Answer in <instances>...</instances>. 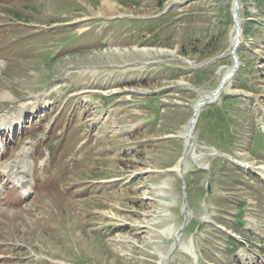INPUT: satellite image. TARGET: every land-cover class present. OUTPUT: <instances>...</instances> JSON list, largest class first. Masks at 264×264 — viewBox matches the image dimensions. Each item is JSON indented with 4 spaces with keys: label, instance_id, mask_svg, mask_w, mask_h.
<instances>
[{
    "label": "rangeland",
    "instance_id": "rangeland-1",
    "mask_svg": "<svg viewBox=\"0 0 264 264\" xmlns=\"http://www.w3.org/2000/svg\"><path fill=\"white\" fill-rule=\"evenodd\" d=\"M238 8L186 147L233 0H0L5 143L51 153L2 264H264V0Z\"/></svg>",
    "mask_w": 264,
    "mask_h": 264
},
{
    "label": "bare ground",
    "instance_id": "bare-ground-1",
    "mask_svg": "<svg viewBox=\"0 0 264 264\" xmlns=\"http://www.w3.org/2000/svg\"><path fill=\"white\" fill-rule=\"evenodd\" d=\"M238 2H239V0H238ZM240 33H242L241 32V29H240ZM240 33L238 34L236 32V29H235V26H234L233 29H232V32H231V48L234 45V43L241 37ZM140 50H143L144 51L145 48H141ZM230 68H228L227 70L224 71L223 76L224 75H227V73H230L229 72L231 70ZM218 87H220V86H218ZM218 96H219V93L218 94H214L213 92H210V93H207V94L205 93V94L201 95V97L193 104V115L192 116H195V121L192 122V123H190V122L186 123L185 126H184V128H183V130H182V133H181V135L186 140V144H187L186 147L187 146L190 147V145H191V139H192L191 134H192V132L194 130V126L196 124L197 117L199 115V112H200L201 107L205 103H207V102H209L211 100H214ZM1 97H7V94L4 91H0V98ZM1 121H3V122L6 121L8 123L6 125H13V123H10V121H11L10 117H8L7 119L4 118V117L3 118H0V122ZM9 128H10V126L8 127V129ZM189 138H190V140H189ZM26 149H27V147L26 148H23V150H21L20 153L13 160H11L10 162H8L6 164V166L4 167V168L8 169L10 171V173L12 174V176L15 179H17V181L20 182L21 184L28 183L27 178L29 177V173L27 172V170H24V168H25L24 167V163H23L24 161H23V158H21V154ZM1 172H4V171H1ZM185 212L186 211H184V215H185L184 216L185 217L184 219H187V213H185Z\"/></svg>",
    "mask_w": 264,
    "mask_h": 264
},
{
    "label": "water",
    "instance_id": "water-1",
    "mask_svg": "<svg viewBox=\"0 0 264 264\" xmlns=\"http://www.w3.org/2000/svg\"><path fill=\"white\" fill-rule=\"evenodd\" d=\"M233 4H234V13H233V15H234L235 29H236V32L239 34V33H240V22H239V20L236 18V16H237V12H238V0H233ZM239 43H240V40L238 39V40L234 43V45L232 46V49H231V51H232V53H233L234 66H233L232 70L230 71V73H228L227 75H225V76L221 79V81H220V83H219V86H220V87H217V88L213 91L214 94H218V93L220 92L221 88H223V86L225 85V83H226V81L228 80V78H229L231 75H233V73L235 72V70H236V68H237V66H238V59H237V56H236V54H235V50L238 48ZM194 114H195V113H194ZM194 121H195V116H192L188 122L192 123V122H194ZM208 188H209V185H208Z\"/></svg>",
    "mask_w": 264,
    "mask_h": 264
},
{
    "label": "trees",
    "instance_id": "trees-1",
    "mask_svg": "<svg viewBox=\"0 0 264 264\" xmlns=\"http://www.w3.org/2000/svg\"><path fill=\"white\" fill-rule=\"evenodd\" d=\"M243 27H244V30H247L248 28V21H247V23L245 22V25H243ZM247 61H245L244 60V66H246L247 65ZM219 121H221L220 123L221 124H219V126H218V129L220 130V131H223L224 129L222 128L225 124H226V120H225V118L224 117H222ZM224 123V124H223ZM228 163V161L226 162V164ZM262 181V180H261ZM263 182V181H262ZM261 182V183H262ZM239 223H242L241 222V220H239Z\"/></svg>",
    "mask_w": 264,
    "mask_h": 264
}]
</instances>
